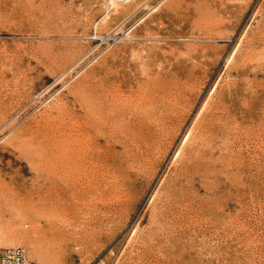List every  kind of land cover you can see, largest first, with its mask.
Returning a JSON list of instances; mask_svg holds the SVG:
<instances>
[{
  "label": "rangeland",
  "instance_id": "374dc122",
  "mask_svg": "<svg viewBox=\"0 0 264 264\" xmlns=\"http://www.w3.org/2000/svg\"><path fill=\"white\" fill-rule=\"evenodd\" d=\"M115 1L0 0V250L21 245L40 264H264V0ZM105 74L155 80L173 130L147 162L118 142L116 168L86 169L55 195L73 203L56 221L61 234L33 205L36 150L49 142L32 139L38 124L58 125V105L88 115ZM200 123L221 132L204 144L207 170L179 178L180 195L164 202L181 171L177 149L208 139ZM69 229L77 241L59 244Z\"/></svg>",
  "mask_w": 264,
  "mask_h": 264
},
{
  "label": "bare ground",
  "instance_id": "6f19581e",
  "mask_svg": "<svg viewBox=\"0 0 264 264\" xmlns=\"http://www.w3.org/2000/svg\"><path fill=\"white\" fill-rule=\"evenodd\" d=\"M114 1L115 0H111L110 3L114 2ZM118 2H119V0H118ZM67 43H68V41H67ZM58 54L59 53L55 54L54 51L52 52L51 50L46 53L48 59H54L57 57ZM248 54H246V55L248 56ZM44 62H45V60H44ZM18 74H20V73H18ZM145 74H148V73L145 72ZM150 76H152V75H150ZM153 76L155 77V75H153ZM22 77L23 78L19 81V82H21V84H25V81L32 79L28 73L24 74V76H22ZM116 77L117 78L111 79L110 76H108L106 74L100 76V78H99V80H100L99 81V97H98L99 101L97 100L99 103L95 102L98 105H96L91 99H89L91 102L89 101L90 105H89L88 109L91 110V112H90L91 116L89 115L90 114L89 111L88 112L86 111V113H88L89 116L87 114H85L86 116L83 114L84 116L81 117L78 114L76 108L71 106V104H72L71 102H70L71 104L68 102L65 104L63 103V104H61L63 106L58 105V107H59L58 115L55 117V120H57L58 125L56 127L54 126L53 128H51L49 125L48 126L46 125L47 126L46 127L45 124L44 125L38 124L39 127L36 130L38 133L36 132L37 135H35V139H32L33 141H36L38 143V145L48 143V142L50 143V146L48 147L49 149L46 147L49 143L47 145L44 144L45 146L41 145L40 148L36 144L38 149L37 150L35 149V150L37 152V155H39V156L35 155L38 158L37 164L36 163L35 164L37 165L39 170L37 169V172H38V176H37L38 188H37L35 194L38 197V199L33 202V205H34V207L38 206V205H42V207H40V209H38V210L41 211L43 214H45L49 224L55 226V228L58 229V231L60 233H61L63 228L57 227L56 221L61 219L65 214H68L70 210H73V209H71V208H73V203H70L66 199H64L63 206H62V204L56 205L55 202L52 201L53 198H56L55 195H60L61 191L69 192L71 190V186H70L71 181L83 179L89 173L88 171H86V169L88 170L89 168H99V175L101 176L103 171L110 169L111 166L115 165L116 161H117L116 158H118L117 157V149L115 147L118 144V142L123 144V147H124L123 152L124 153L123 152H121V153L125 154L124 155L125 157H127L128 159H132L133 157H138V160L143 161V159H144L147 162V160L152 159V154H153L154 149L157 148L158 146L160 147L159 143H160L162 136L164 134L169 135L172 133L171 131L173 130V128H171L172 130L170 129L171 124H170L169 128H166V125H167L166 124L167 123L166 117L169 116L170 114H171L170 115V117H171L172 116V110H175V109L171 108V110H169V108H166V107L164 109H162V108L160 109V107H158L159 104L157 102V92H156L157 85H156L155 80L148 78V76L144 77L142 75L141 77H136V78L130 79V81L128 83H124L123 79H122L123 77H118V76H116ZM17 78H18V76H17ZM157 79H159V77ZM18 80L16 82H18ZM164 80H166V79H164ZM164 80H163V82H164ZM157 81L159 82V80H157ZM166 81H169V80H166ZM163 82H161L162 85H163ZM172 82H173V80H172ZM175 84H176V82H175ZM177 84H179V85H177ZM177 84L176 85L178 87L181 86L179 81ZM19 85H20V83H19ZM159 85H161V84H159ZM165 85H167V84H165ZM165 85H163V88H165L164 87ZM150 86H152V87L149 89L148 87H150ZM174 86H173V89L178 88V87H176V86L174 87ZM169 87H170V85H169ZM171 87H170V89H171ZM82 89H83L82 92L84 93L86 90L84 88H82ZM169 90H168V94H169ZM179 90H181V89H179ZM164 91H166V89ZM176 91L178 93L177 89H176ZM162 92H163V90H162ZM179 92L181 95V91H179ZM78 93L79 92L76 93V88H75V94L74 95L76 96V94H78ZM80 93H81V90H80ZM87 93L88 92L86 91V94H85L86 96L90 95L91 92L89 94H87ZM163 94H165V93H163ZM80 95H82V97H84L83 94H80ZM172 95L175 96L176 94H172ZM172 95H170V96H172ZM96 96H95V98H96ZM166 96L168 97V95H166ZM88 97L90 98V96H88ZM162 97H163V95H162ZM175 97H177V95ZM84 98H80V99L83 100ZM163 98H161V99H163ZM158 99H160V98H158ZM77 100H79V98ZM84 101H87V100L85 99ZM79 102H80V100H79ZM89 102H85L86 105H88ZM162 103H163V101H162ZM83 104L81 103V106ZM72 105H74V104H72ZM174 108H175V106H174ZM218 108L219 107H217L216 110H218ZM216 110H215V112H216ZM174 113H175V111H174ZM49 114H51V113H49ZM197 118H198V116H197ZM51 120H53V119H51ZM85 120H90V121L84 122ZM135 120H136V122H135ZM152 121L156 125H154ZM197 122H199V121H197ZM199 125L200 126L198 128V131L200 132L201 135L208 136V139H205V136H201L200 137V138H202L201 140H199V141L195 140V138L193 136L195 133H198V132H195L194 134H192L194 131H192V133H191V131H190L191 128L188 130L189 133H187V135H186L187 137L185 136L186 141L189 142L188 145H191L190 144V143H192L191 140L194 139L196 141V142L194 141L195 144H193V146L195 145V148L192 147V149H190L191 148L190 147L187 150H184V148L186 149V147H184V145L187 144V143L185 144V142H184V144L182 142V144H183L182 146L179 145L180 147L177 149L176 157L181 156V161H182V162L180 161L181 168H177V169H180L181 171L179 170L180 173L177 174L178 177L173 179L170 182V184L168 185V187L164 193V196H162V197L159 196L160 199H163L164 202L165 201H167V202L172 201V200L176 199L175 197L180 195V193L177 191L178 181L180 182L179 178L183 177V179H186V180L190 179L191 180L197 174H199V172L202 173V172L207 170V163L205 161V156H207V153H209V152H207L206 149H203V148H205L204 144H205V142H207L209 144V142L213 141L214 137L216 135H218V133L220 132V131H218L220 126L218 128H216V124H213V123H211V124L206 123L205 125L200 123ZM51 126H52V124H51ZM193 126H196V125H193ZM175 128H177V127H175ZM224 131H226V130H224ZM33 134L34 133H32L31 135H33ZM20 137H22V136H20ZM26 137H27V135H26ZM164 137H166V136H164ZM16 139H18V138H16ZM16 139H15V141H16ZM28 139H29V137H28ZM19 141L20 140L18 139V141H17L18 144H19ZM103 141H104V143H103ZM22 142L24 143V141H22ZM30 142H32V141H30ZM25 143H24V145H25ZM28 145H31V144H28ZM212 145H213V143H212ZM30 148H28V149H30ZM122 158H124V157H122ZM135 159H133V161ZM125 161H128V160H125ZM136 161H137V159H136ZM135 162H132V163H134V165H135ZM125 164H126V162H125ZM122 165L123 164L121 163L120 166H122ZM152 165L157 168V166L159 165V160L154 162V164H152ZM130 166H131V164H130ZM114 168H116V167H114ZM124 182H125V180H124ZM61 183H63L64 186L63 185L61 186ZM117 183H118V180H117ZM189 183H191V182H189ZM157 194L158 193H156V195ZM32 195H34V194H32ZM185 201L187 203L186 198H185ZM180 204H182V206H183V203H180ZM189 204H190V201H189ZM171 205H173V203ZM29 206H31V205H29ZM178 207H181V205H179ZM177 209H179V208H177ZM159 210H160V208H159ZM168 210H169V208H168ZM161 213H162V211H161ZM37 221L41 222V218L37 219ZM34 222H35V220H34ZM64 234L66 236L61 237L60 241L58 242L59 244L62 243L63 245L64 244L68 245L71 241H74V242L77 241V239L73 238V232L70 229L66 230L64 232ZM84 240L80 241V243H84ZM80 243H78V244H80ZM34 252L37 254L39 253L38 249H35Z\"/></svg>",
  "mask_w": 264,
  "mask_h": 264
},
{
  "label": "built area",
  "instance_id": "2783aa9c",
  "mask_svg": "<svg viewBox=\"0 0 264 264\" xmlns=\"http://www.w3.org/2000/svg\"><path fill=\"white\" fill-rule=\"evenodd\" d=\"M0 264H40L29 258L26 249L21 246H11L0 250Z\"/></svg>",
  "mask_w": 264,
  "mask_h": 264
}]
</instances>
